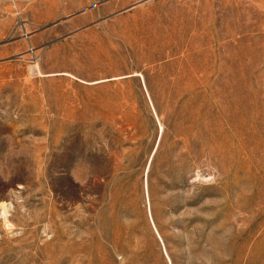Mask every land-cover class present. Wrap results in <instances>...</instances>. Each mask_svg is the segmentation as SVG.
Returning <instances> with one entry per match:
<instances>
[{
    "label": "rangeland",
    "instance_id": "374dc122",
    "mask_svg": "<svg viewBox=\"0 0 264 264\" xmlns=\"http://www.w3.org/2000/svg\"><path fill=\"white\" fill-rule=\"evenodd\" d=\"M0 264H264V0H0Z\"/></svg>",
    "mask_w": 264,
    "mask_h": 264
},
{
    "label": "bare ground",
    "instance_id": "6f19581e",
    "mask_svg": "<svg viewBox=\"0 0 264 264\" xmlns=\"http://www.w3.org/2000/svg\"><path fill=\"white\" fill-rule=\"evenodd\" d=\"M37 68V67H36ZM35 69V68H34Z\"/></svg>",
    "mask_w": 264,
    "mask_h": 264
}]
</instances>
